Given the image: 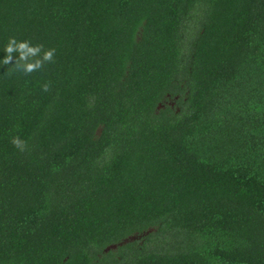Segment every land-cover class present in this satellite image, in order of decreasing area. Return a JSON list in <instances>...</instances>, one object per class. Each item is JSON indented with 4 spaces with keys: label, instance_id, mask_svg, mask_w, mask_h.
<instances>
[{
    "label": "trees",
    "instance_id": "16d2710c",
    "mask_svg": "<svg viewBox=\"0 0 264 264\" xmlns=\"http://www.w3.org/2000/svg\"><path fill=\"white\" fill-rule=\"evenodd\" d=\"M13 36L56 52L0 63V264H264V0H0Z\"/></svg>",
    "mask_w": 264,
    "mask_h": 264
},
{
    "label": "clouds",
    "instance_id": "9594fccd",
    "mask_svg": "<svg viewBox=\"0 0 264 264\" xmlns=\"http://www.w3.org/2000/svg\"><path fill=\"white\" fill-rule=\"evenodd\" d=\"M4 50L7 55L0 63L4 65L12 64L13 54L18 53L15 63L12 64L13 70L25 75L39 71L46 63L53 62L56 52L55 48L45 49L42 44L33 45L29 40H17L15 36L9 38ZM8 74L11 75V72ZM49 89V83L42 85L43 91L46 92ZM11 143L21 152H24L28 147L27 141L20 136L12 137Z\"/></svg>",
    "mask_w": 264,
    "mask_h": 264
}]
</instances>
